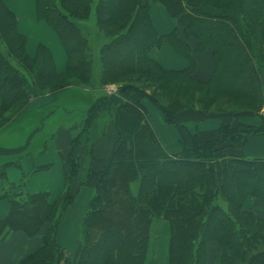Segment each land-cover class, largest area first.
I'll list each match as a JSON object with an SVG mask.
<instances>
[{
    "label": "trees",
    "instance_id": "obj_1",
    "mask_svg": "<svg viewBox=\"0 0 264 264\" xmlns=\"http://www.w3.org/2000/svg\"><path fill=\"white\" fill-rule=\"evenodd\" d=\"M153 1L176 20L171 32L156 29L151 0H37L38 19L58 33L68 54L66 70L58 72L44 44L34 57L27 53L15 12L0 0V127L42 112L35 132L51 115L74 117L73 104L84 106L74 117L79 127L67 158L66 190L51 201L48 191H26L22 181L0 196L11 203L0 220V238L12 230L44 231L42 245L20 264H145L156 218L169 224L168 264H264V216L246 206L249 198L264 202V156L244 153L250 138L264 135V112L258 113L264 109V0ZM94 9L95 33L83 22ZM166 42L188 60L187 67L169 69L151 55ZM205 50L213 68L202 79L197 56ZM111 83L119 84L117 91L105 92ZM45 94L54 95L51 106L31 111L33 99ZM146 101L178 128L180 151L164 146ZM241 110L256 112L261 122L220 117L203 139L187 123L198 127L218 118L210 115ZM193 113L201 117L191 118ZM102 116L116 141L106 165L88 170L80 182L92 195L81 249L72 260L58 241L63 214L77 198L71 186L81 159L71 152ZM25 149L0 148V154ZM212 243L219 247L218 261Z\"/></svg>",
    "mask_w": 264,
    "mask_h": 264
},
{
    "label": "crops",
    "instance_id": "obj_2",
    "mask_svg": "<svg viewBox=\"0 0 264 264\" xmlns=\"http://www.w3.org/2000/svg\"><path fill=\"white\" fill-rule=\"evenodd\" d=\"M4 1L16 14L18 30L27 37V53L31 57H34L40 44H44L52 53L57 71L64 72L68 62L66 48L58 33L45 20L38 19L37 0ZM163 10L172 17L164 5L151 0L150 13L156 29L160 33H169L175 29L177 22L175 20L174 26L172 23L173 27L171 26L172 28L169 31L160 30L164 27V22L161 19V16L164 14ZM165 47L167 48L164 49ZM171 49L174 52L173 54H170V51H166ZM151 55L164 67L169 69H182L188 66V60L178 54L168 42L163 43L158 48L152 49ZM163 57H166V59ZM212 68L213 62L210 52L205 50L199 53L197 56L196 75L199 78L206 79L209 77ZM115 88L118 89V87L112 86V90ZM53 100L54 95L52 94L36 97L30 104L31 111H37L49 106ZM151 104L146 103V106L164 146L170 152L180 151L182 142L180 131L175 125L167 123L157 107ZM73 105L76 106L75 109L77 110H74L73 116H80L78 112L80 110V114L83 113V104L74 103ZM69 108L74 107L70 106ZM28 114L29 112L23 118H20L23 121L11 122L0 127V148L14 149L26 147L24 152L15 153L12 156L0 154V169L10 160L20 162V165L14 163L7 164L5 175L0 176V196L9 185L20 186L19 188H21L23 181L26 191L33 193L48 191L50 200L53 201L66 190L65 173L68 165L67 158L71 141L74 133L78 130L79 123L76 122V125H74L75 116L72 117L70 114L58 113L48 118V130L45 128L43 131L40 128L39 131L34 132V129H37L36 118L39 119V117L37 116L38 114L34 117H27ZM208 120L198 122V127L196 126V121L187 123L191 130L202 127L203 130H206L205 127L209 126L207 124ZM212 120L217 121L212 126L215 129L219 125L220 120L219 118H211ZM31 131L34 133L30 137L28 135ZM115 141L116 131L113 125L109 122L108 118L102 116L94 122L90 132L83 136L82 141L71 152L74 157L81 159L80 170L71 186V191L73 193L77 192V198L75 203L68 207L63 214L58 241L69 253H73L74 255L79 245L80 228L86 206L92 195V190L87 186L81 185L80 182L88 170H99L106 165L107 158L112 151ZM244 153L251 156H264V135L250 138L244 148ZM46 164H49V166H46ZM41 165L44 167L38 168ZM246 206L264 216V202L249 198L246 201ZM10 209V201L4 197H0V220L9 214ZM153 225L154 229L152 226L149 254L145 264H168L169 224L166 220L157 218L153 221ZM155 232L159 235L157 240L160 239L162 241L157 242L154 240ZM43 234V230L31 235L20 230H12L6 233L0 238V264H20L25 257L35 252L42 245ZM162 245L163 248H161ZM210 253L212 259L218 261L219 247L217 244L212 243L210 245Z\"/></svg>",
    "mask_w": 264,
    "mask_h": 264
},
{
    "label": "rangeland",
    "instance_id": "obj_3",
    "mask_svg": "<svg viewBox=\"0 0 264 264\" xmlns=\"http://www.w3.org/2000/svg\"><path fill=\"white\" fill-rule=\"evenodd\" d=\"M164 12V14H163V16H161V19H162V21L164 22V27H163V29H160V30H167V31H169V30H171V28L175 25V19L174 18H172V17H170L167 13H166V11L165 10H163ZM171 21V22H170ZM83 22H84V27H85V29L87 30V31H91V28H92V30L94 31V33H95V31L97 30V23H98V19H97V12H96V10L94 9L93 10V12H92V14L87 18V19H84L83 20ZM171 23V24H170ZM172 23H173V26H172ZM172 26V27H171ZM166 31V32H167ZM162 32V31H161ZM167 47H165L164 49H166ZM166 51H170V54H173L174 52H173V50L171 49V50H166ZM175 55V54H174ZM177 57V56H176ZM163 58H165L166 59V57H163ZM170 58V57H169ZM179 59V58H178ZM171 65H174V64H171ZM114 84H116V85H114ZM112 86H116V87H118L119 86V84L117 85V83H111V84H107V85H105V92H107V93H110L111 91H112ZM154 87H158L157 86V84L154 86ZM152 89V88H151ZM146 103H151L150 101H146ZM240 103H243V102H240ZM153 105H155L154 103H152ZM151 104V105H152ZM244 104V103H243ZM246 105V104H245ZM250 106L249 107H251V108H255L252 104H249ZM156 106V105H155ZM157 107V106H156ZM249 107H245V108H249ZM157 109L159 110V112L161 113V115H162V117H164V114L161 112V110L157 107ZM264 112V109L263 110H261L260 112H258V113H263ZM43 114L44 113H42V112H40L38 115H41V116H43ZM37 115V116H38ZM194 116H196L197 117V119H199V117H201V113H193L192 115H191V118H194ZM39 117V116H38ZM105 118H108L107 116H104ZM209 117H218V118H222V120H224V121H234V122H237V121H239V120H242V121H246V122H250V123H259V122H261V119L259 118V116H258V114L256 113V112H253V111H248V110H241V111H239V113H237V114H215V115H210ZM165 118V117H164ZM209 120H208V122H207V124H209V126H207V127H205L206 128V130H203V127L202 128H197V129H193V131L195 130V131H198V137H200V138H206L207 136H209V134H211L213 131H214V129H213V125L214 124H216V120H212L211 121V118H208ZM216 119V118H215ZM231 119V120H230ZM40 119H38L37 118V120H36V125L37 126H39L40 125V121H39ZM196 120V119H195ZM207 120V119H206ZM19 121H23L22 119H20V120H18L17 122H19ZM206 122V121H205ZM43 126H41V130H45V128H46V130H48V125H47V121L45 122V121H43ZM34 132L33 131H31V133L28 135V136H32V134H33ZM245 148V147H244ZM168 150V149H167ZM169 151V150H168ZM173 152V151H172ZM251 156V155H250ZM261 156V155H260ZM157 219V218H156ZM156 219H154V221L156 220ZM158 219H162V218H158ZM164 220V219H163ZM153 226V229H154V225H152ZM81 229L82 228H80V235H81ZM152 228H151V233H152V230H153ZM169 234H170V232H169ZM80 235H79V245H78V248H77V252L75 253V255L73 254V253H71V255H72V257H73V259L72 260H75L76 259V257L78 256V254H79V252H80V249H81V244H82V240H80V239H82V237L80 238ZM158 234L155 232V239L154 240H156L157 242H160V241H162V240H160V239H158L157 240V238H158ZM163 242H165V241H163ZM163 244V243H162ZM161 248H163V245L161 246Z\"/></svg>",
    "mask_w": 264,
    "mask_h": 264
},
{
    "label": "built area",
    "instance_id": "obj_4",
    "mask_svg": "<svg viewBox=\"0 0 264 264\" xmlns=\"http://www.w3.org/2000/svg\"><path fill=\"white\" fill-rule=\"evenodd\" d=\"M117 91V89L115 88V89H113L111 92H116Z\"/></svg>",
    "mask_w": 264,
    "mask_h": 264
}]
</instances>
